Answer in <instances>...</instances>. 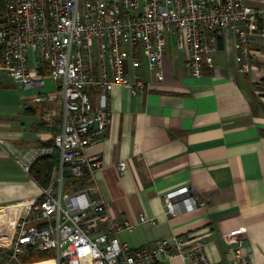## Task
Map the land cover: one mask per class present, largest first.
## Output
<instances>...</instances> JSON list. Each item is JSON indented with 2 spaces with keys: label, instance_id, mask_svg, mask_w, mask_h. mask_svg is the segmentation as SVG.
<instances>
[{
  "label": "crops",
  "instance_id": "obj_1",
  "mask_svg": "<svg viewBox=\"0 0 264 264\" xmlns=\"http://www.w3.org/2000/svg\"><path fill=\"white\" fill-rule=\"evenodd\" d=\"M243 3L259 11L264 25V0ZM235 42L232 35L218 36L212 64L193 78L186 54L176 50L170 38L162 81L142 57L145 88L135 95L123 87L108 91L109 125L101 140L85 149L99 161L88 194L107 205L108 220L98 223L95 232L112 233L110 225L116 221L121 229L114 228V233L130 249L173 236L200 239L211 264L233 261L222 236L241 233L244 263L264 264V40L250 38L239 63ZM240 64L249 71L239 73ZM125 73L133 76L130 59ZM46 80L52 89L45 91L44 84L36 90L21 119L0 118L6 148L51 146L60 128L61 102L52 80ZM41 93L46 99L36 101ZM119 162L125 165L123 171L117 168ZM182 187L203 206L168 219L162 196ZM39 192L40 186L0 149V254L9 249L16 222ZM139 216L155 222L140 223ZM124 222L133 225L131 230L124 229Z\"/></svg>",
  "mask_w": 264,
  "mask_h": 264
},
{
  "label": "built area",
  "instance_id": "obj_2",
  "mask_svg": "<svg viewBox=\"0 0 264 264\" xmlns=\"http://www.w3.org/2000/svg\"><path fill=\"white\" fill-rule=\"evenodd\" d=\"M259 15L243 0H4L0 73L23 89H41L49 78L61 102L60 128L50 147L19 151L6 148L7 140L0 138V149L27 178L35 161L58 152L49 182L16 222L9 249L1 251L9 261L32 250L50 251L54 264H211L200 239L173 236L130 249L115 235L114 228L121 229L116 221L112 233L95 232L98 223L108 220L107 205L88 194L99 161L85 149L100 141L109 125L111 87L132 95L145 88L142 57L162 81V59L172 38L176 50L187 56L190 75L200 78L212 64L218 36L235 38L238 63L247 55L250 38L264 40ZM237 71L247 73L249 67L240 64ZM45 99L41 93L35 100ZM117 168L123 171L124 163ZM162 199L168 219L203 206L188 187ZM139 222L155 220L139 216ZM123 224L127 230L133 227ZM242 241L241 233L222 236L233 253L230 264H245Z\"/></svg>",
  "mask_w": 264,
  "mask_h": 264
},
{
  "label": "rangeland",
  "instance_id": "obj_3",
  "mask_svg": "<svg viewBox=\"0 0 264 264\" xmlns=\"http://www.w3.org/2000/svg\"><path fill=\"white\" fill-rule=\"evenodd\" d=\"M52 84L50 80L45 82V91H50L52 89ZM38 93L34 89H23L14 85L13 81L7 76L0 77V118L9 117L17 122L24 115L23 112L27 107L29 100H31ZM27 121H35L33 116H25ZM8 246L5 245V249ZM4 251V250H2ZM46 251H38V253H43ZM48 257L43 260H28V256L17 258L16 260H5L4 256L0 255V264H50L43 262H52L54 260L52 254L47 253Z\"/></svg>",
  "mask_w": 264,
  "mask_h": 264
},
{
  "label": "trees",
  "instance_id": "obj_4",
  "mask_svg": "<svg viewBox=\"0 0 264 264\" xmlns=\"http://www.w3.org/2000/svg\"><path fill=\"white\" fill-rule=\"evenodd\" d=\"M4 8V0H0V15ZM58 164V152L54 151L53 155L50 158L41 159L38 162H36L30 171V178L36 182L40 187L45 186L52 175L53 168ZM51 253L50 251H46L43 253H38L37 251H29L28 253V260H43L46 259L48 256V253ZM1 256H4L5 260H9L7 258V255L1 252ZM43 263H50L52 262H43Z\"/></svg>",
  "mask_w": 264,
  "mask_h": 264
}]
</instances>
